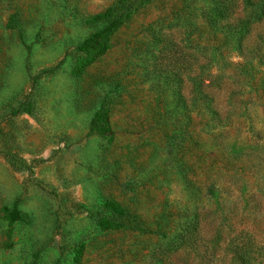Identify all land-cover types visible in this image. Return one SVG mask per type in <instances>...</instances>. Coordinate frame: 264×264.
Returning a JSON list of instances; mask_svg holds the SVG:
<instances>
[{
  "label": "rangeland",
  "instance_id": "rangeland-1",
  "mask_svg": "<svg viewBox=\"0 0 264 264\" xmlns=\"http://www.w3.org/2000/svg\"><path fill=\"white\" fill-rule=\"evenodd\" d=\"M115 2L0 0V264H164L193 211L207 249L167 264H235V228L264 245V20L239 49L206 0H146L86 63ZM106 199L147 232L97 226Z\"/></svg>",
  "mask_w": 264,
  "mask_h": 264
},
{
  "label": "trees",
  "instance_id": "trees-1",
  "mask_svg": "<svg viewBox=\"0 0 264 264\" xmlns=\"http://www.w3.org/2000/svg\"><path fill=\"white\" fill-rule=\"evenodd\" d=\"M144 2L146 0H116L114 4L92 17L90 20L92 23L102 22V26L93 31L77 46L79 51L91 54L86 63L106 52L109 48L110 35L128 19L132 12L131 8L135 4L139 6ZM203 13L208 24L213 29L222 30L233 35L235 33L232 37L240 49L243 47L244 38L250 34L253 25L264 20V0H206V7ZM179 52L180 50L176 49L175 45L172 44L163 52L162 57L169 60L168 65L173 64L172 62H176L181 58V54L177 55ZM189 54L191 57H195L194 53ZM206 61L209 64L208 57H206ZM168 72L176 75L172 70ZM189 80L194 82L193 78ZM201 81L200 79V83ZM93 122H101L105 129L108 128L106 111H96ZM102 207L107 212H104L105 214L96 221L97 226L101 227V229L147 232L143 224L134 215L125 212L115 201L106 199ZM193 212L194 214L191 212L183 213L184 218L190 215L192 221L180 227V232L173 234L171 241L160 245L161 252L165 253L164 264H167V260L177 253L178 250L186 251V253L187 251H195L199 254V249L203 246L207 249L208 243L206 245L202 243L201 226H199L202 217L200 212ZM216 229L214 237L209 241L214 244V247L222 240L218 223L216 224ZM235 230L233 229L235 234L229 238L225 246V249L232 254L234 263L264 264V245L259 243L255 233L246 229V227L235 228ZM75 248L79 254L82 252V245H79V247L77 245Z\"/></svg>",
  "mask_w": 264,
  "mask_h": 264
}]
</instances>
